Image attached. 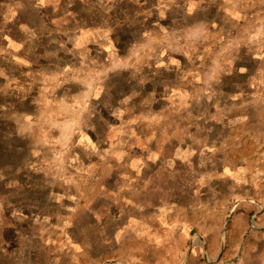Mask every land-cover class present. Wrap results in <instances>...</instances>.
Here are the masks:
<instances>
[{"label":"rangeland","instance_id":"374dc122","mask_svg":"<svg viewBox=\"0 0 264 264\" xmlns=\"http://www.w3.org/2000/svg\"><path fill=\"white\" fill-rule=\"evenodd\" d=\"M0 264H264V0H0Z\"/></svg>","mask_w":264,"mask_h":264}]
</instances>
